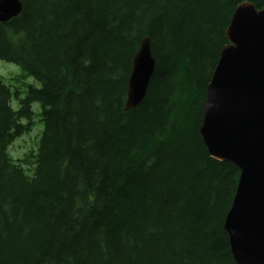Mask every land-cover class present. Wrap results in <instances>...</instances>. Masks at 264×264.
I'll list each match as a JSON object with an SVG mask.
<instances>
[{"label": "trees", "instance_id": "trees-1", "mask_svg": "<svg viewBox=\"0 0 264 264\" xmlns=\"http://www.w3.org/2000/svg\"><path fill=\"white\" fill-rule=\"evenodd\" d=\"M0 23V264H235L223 222L239 171L199 135L236 7L264 0H20ZM155 69L124 112L132 59ZM16 101V108L12 106ZM42 124L31 176L8 153Z\"/></svg>", "mask_w": 264, "mask_h": 264}, {"label": "water", "instance_id": "water-1", "mask_svg": "<svg viewBox=\"0 0 264 264\" xmlns=\"http://www.w3.org/2000/svg\"><path fill=\"white\" fill-rule=\"evenodd\" d=\"M20 0H0V23L18 17ZM202 103L199 135L209 155L239 171L223 229L235 264H264V6L239 4L225 30ZM155 69L150 41L132 59L123 111L144 98Z\"/></svg>", "mask_w": 264, "mask_h": 264}, {"label": "rangeland", "instance_id": "rangeland-1", "mask_svg": "<svg viewBox=\"0 0 264 264\" xmlns=\"http://www.w3.org/2000/svg\"><path fill=\"white\" fill-rule=\"evenodd\" d=\"M22 70L10 63L0 61V80L8 85L11 91L17 90L20 92V97L23 98L26 95L27 86L32 85L39 86V83L32 78L22 77ZM12 106L16 108V101H12ZM33 126L29 133L24 134L20 138L14 140V142L8 148L9 155L14 159L22 162L20 165L25 170L28 176H31L32 172V157L37 151V144L42 131V124L39 122L40 108L38 104L32 105Z\"/></svg>", "mask_w": 264, "mask_h": 264}]
</instances>
